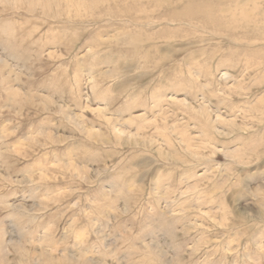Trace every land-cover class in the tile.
I'll return each instance as SVG.
<instances>
[{"label": "rangeland", "instance_id": "374dc122", "mask_svg": "<svg viewBox=\"0 0 264 264\" xmlns=\"http://www.w3.org/2000/svg\"><path fill=\"white\" fill-rule=\"evenodd\" d=\"M0 264H264V0H0Z\"/></svg>", "mask_w": 264, "mask_h": 264}]
</instances>
